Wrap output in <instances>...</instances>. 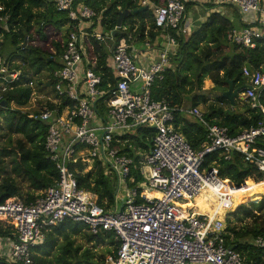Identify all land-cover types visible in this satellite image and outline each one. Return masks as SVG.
Segmentation results:
<instances>
[{
	"label": "built area",
	"instance_id": "built-area-1",
	"mask_svg": "<svg viewBox=\"0 0 264 264\" xmlns=\"http://www.w3.org/2000/svg\"><path fill=\"white\" fill-rule=\"evenodd\" d=\"M52 1L57 12L67 14L73 28L63 42L61 68L52 74L56 95L48 102L56 108L31 117L48 125L45 151L58 178L30 203L13 198L0 204V224L10 225L14 231L10 237L0 238L1 257L15 264H36L33 248L45 242L53 227L72 221L85 225L95 236L115 235L118 248L107 255L105 264H247L227 240L224 220L199 214L196 205L198 197L212 196L207 202H213L227 218L234 209V191L244 187L222 179L215 167L204 168L209 154L220 152L230 161L238 153L264 177V148L258 144L264 139V71L243 68L248 85L242 95L263 120L237 135H231L228 127L211 124L198 106L155 100L151 89L163 80L179 47L170 31L184 36L190 33L188 6L211 4L212 12L224 14L223 8L237 12L241 24L228 31L227 41L255 49L257 41L264 42V0H133L151 9L156 29L166 35H162L160 48L145 44L159 53L156 62L145 64L131 45L110 48L115 37L109 34L107 64L114 82L106 90L104 76L95 71L98 58H89L87 53L89 41H108L96 31L103 30L97 14L85 4H76L77 0ZM91 27L95 28L88 30ZM22 74L0 54V108H7L3 94ZM34 85L32 81L25 84ZM177 115L194 117L206 129L200 152L175 126ZM140 127L155 130L151 149L143 158L136 150L132 157L122 154L116 145L121 142L119 137ZM97 163L116 188L115 203L109 209L99 205L97 195L81 188L77 179L79 174L95 172ZM134 169H139L141 183L135 184ZM153 193L158 196L152 197ZM118 194L124 200L122 207ZM250 244L264 250V237L252 238Z\"/></svg>",
	"mask_w": 264,
	"mask_h": 264
},
{
	"label": "trees",
	"instance_id": "trees-1",
	"mask_svg": "<svg viewBox=\"0 0 264 264\" xmlns=\"http://www.w3.org/2000/svg\"><path fill=\"white\" fill-rule=\"evenodd\" d=\"M76 4H85L92 9L98 16L96 21L100 22L99 27L109 34L117 28L120 13L124 11L131 13L124 19L121 33L114 38V49L122 45H131L135 40L137 42L144 40L148 35L152 41L159 35H166L156 29L151 9L138 12L143 7L133 0H77ZM0 7L3 8L0 10V37L3 38L0 42V54L13 69L19 70V65L13 64L16 58L21 59V64L28 68L20 81L15 82L11 86L12 89L3 94L8 103L7 108H0V139L6 140V143L0 146L2 156L0 204L13 198L30 203L36 199L37 193L55 184L58 171L45 151L48 125L31 117L32 114L39 115L46 109L53 110L56 106L47 101L39 110H31L28 107L36 85L43 84V80L39 78L43 72L47 74L46 82L52 86L56 84L52 74L61 68L59 58L64 50L63 41L67 39L73 26H69L66 13L56 11L52 0H0ZM205 7L213 9L211 4H206ZM234 13L239 20L238 13ZM67 25L63 41L51 40L47 49L36 43L23 46L26 39L28 42L31 41L35 30L40 36L39 42L42 40V44L45 45V41H49V36L45 32L47 27L60 31ZM235 27L239 25L234 24L225 14L212 12L198 29L187 36L174 31L168 32L177 40L179 47L176 54L170 58L171 64L165 70L163 80L153 84L152 97L159 101L166 100L173 106L197 107L201 103H207L208 94L216 93L215 100L220 107L211 105L209 112H206L207 120L211 124L228 127L231 135L257 126L263 120L262 114L251 109L247 101L243 102L246 109L240 112L236 109L238 101L233 105L222 98V94L229 89V82H233L235 87L248 85L243 75L244 67L264 71V42L257 41L255 49L230 44L226 38L227 33ZM94 28L88 30L92 31ZM33 41H36L35 38ZM87 47L88 57L98 58V68L95 71L104 76L103 90H106L108 83L114 82L111 68L107 64L108 49L106 50L104 45L96 40L89 41ZM36 78L40 81L35 83ZM205 78L214 83L215 87L212 90H203ZM31 81L35 83L33 87L25 86ZM261 102L264 106V92ZM12 105L16 106V109L12 108ZM25 108L27 110H22ZM175 126L195 151L202 150L207 135L203 126L198 122L192 123L181 115H177ZM138 129L143 139L140 146L148 153L155 130L145 127ZM119 139L125 142L130 137L128 134ZM258 144L264 148V139L259 140ZM116 145L122 154L133 156L134 150L128 148L130 142L126 146ZM7 156L12 157L11 165H6ZM96 166L97 170L93 173L77 175L79 186L97 195L99 205L109 209L115 203L116 188L107 178L102 165L97 163ZM212 167L217 168L222 179L230 180L237 186H241L247 180L244 187L239 189L244 194L248 195L252 188L253 192L261 190V194H264V177L256 174L252 166L244 163L240 154H233L230 161H225L220 152L209 154L205 157L204 168ZM80 169L83 167L80 166ZM132 176L135 184L143 181L139 169H134ZM23 185L28 187L27 196L24 194ZM226 223L229 233L227 240L242 253L246 263L264 264V250L250 244L249 240L264 237V198L258 205L240 206L236 212L228 215ZM13 233L12 226L0 224V238L10 237ZM78 237L86 244L92 245V248L85 249L82 244H77ZM107 243L114 250L97 254V248ZM118 245L119 242L113 233L95 236L88 232L85 225L66 221L53 227L47 234L45 242L33 248V258L36 264H105L106 254H113ZM0 264L15 263L8 262L0 256Z\"/></svg>",
	"mask_w": 264,
	"mask_h": 264
},
{
	"label": "rangeland",
	"instance_id": "rangeland-1",
	"mask_svg": "<svg viewBox=\"0 0 264 264\" xmlns=\"http://www.w3.org/2000/svg\"><path fill=\"white\" fill-rule=\"evenodd\" d=\"M189 9L191 11V13L188 16L190 20H194V17L195 16H197L196 17L197 19L200 18L195 23H193L194 21L189 22L190 24L192 23L193 29H195L196 26H200L201 25L200 21H203L204 22V19L208 17L209 13H212V11L209 10V7H205V10H204L202 7L199 8V7H197V5H192ZM188 12H189V10H188ZM221 12H225L224 14L228 18H230V20H232V22L234 24H236V25L239 24V20L236 17V14L232 10H229L227 8H223L221 10ZM148 27H150V23H148ZM67 28H68V25L65 28L63 27L60 31H57L53 27H47L45 32H47V34L49 36V41H45L46 42L45 45L42 44V40H41V42H39L40 36L38 35V33L35 30V32H33L31 41L29 40V42H27V44L32 45V43H36L37 45H41L42 47H44L45 49H47L49 47V45H50V41L51 40H57V41L62 40L63 41V38L66 35V29ZM96 31L101 32L103 35H105V37H107L108 41L105 44H103L104 45V48L107 50L108 49V47H107L108 42L111 40V38L109 37V32L106 31V30H104V29L103 30H96ZM190 33H191V31H190ZM33 38H35L36 41H33ZM134 38H136V37H134ZM2 40H3V38L0 37V42ZM135 42H136V40L133 42L134 45H135ZM131 46L134 47L132 44H131ZM144 46H145V44H144ZM138 47H143V43H139ZM145 49H147V46L145 47ZM147 50L149 51L148 52L149 56L152 57V55H154L153 53L155 52V50L153 48H151V49L149 48ZM14 61L15 62L13 64L19 65V71H21L23 73H25V72L28 71V68L25 67L23 64H21V62H22L21 59L16 58ZM32 72L34 73V70L33 69H32ZM46 77H47L46 72H43V74H41L39 76V78L41 79V81L43 80V84L40 85L38 83L36 85V89H35V91H34V93L32 95V99L30 101V107H28V109L30 108L31 110H39V109H41L46 104V102L48 101V98H54L55 97V95H56L55 89H54V87L52 85H50L48 82H46ZM39 78H36L35 83L39 80ZM214 87H215L214 83L209 78H205L204 84H203V88H210L209 90H212ZM208 97H209V99H213V101L216 103V100H215L216 99V93H210V94H208ZM236 101H238L237 102L238 106L236 107L237 111H239V110L244 111L246 109V106H244L245 104H243L242 100H236ZM40 102H43V104H40ZM216 104H218V103H216ZM210 105H212V103H210ZM12 108L16 109V106L12 105ZM201 108L202 109L203 108H206V106L204 107V105L201 104ZM23 110L25 111V110H27V108H25ZM186 118L190 122H192V123H197V121H196V119L194 117L187 116ZM138 130H139L138 128H135V129L131 130L129 132L130 139L126 140L125 142H122V140H121L120 144H122V146H126V144L128 142H130V146L128 148L129 149L136 150L137 151V154H139L143 158L144 156L147 155V152L143 151L142 148H141V146H140L141 143H143V139H142V136L139 134ZM5 143H6V140L5 139H0V146L3 145V144H5ZM0 158H2L1 155H0ZM5 162H6V165H11L12 157L7 156L5 158ZM251 180H253V182H256V180H254V179H251ZM23 189H24L25 196H27L26 195L27 194L26 191H29L28 190V187L23 185ZM259 192H253V188H252V190H250V192H248V195L250 197L248 195L244 194V192H242V198H244L242 200V202L240 204L236 205V208H234L230 213H227V214L229 215L231 213L236 212L238 210V208L240 206H242V205H246V206H251V204L252 205H254V204H257L258 205L261 202V199L264 198V194H261V190ZM117 201H118L119 207H122L124 205V200L122 199V197L120 196V194H118ZM183 204L184 203H180L179 205H183ZM202 214H204V213H202ZM224 216H222L221 218L224 220L225 224H227L226 223L227 222V218H225ZM77 244H82L85 249L86 248H92V245L86 244L85 241L83 239H81V237H78L77 238ZM109 250H114V248L111 247V246H109L108 243H107V244L101 245L99 248H97V254L100 255L102 253L108 252ZM106 255H109V254H106ZM0 256H2V255H0ZM105 260H106V258H105Z\"/></svg>",
	"mask_w": 264,
	"mask_h": 264
},
{
	"label": "crops",
	"instance_id": "crops-1",
	"mask_svg": "<svg viewBox=\"0 0 264 264\" xmlns=\"http://www.w3.org/2000/svg\"><path fill=\"white\" fill-rule=\"evenodd\" d=\"M206 5V4H205ZM205 5H197V7H199V8H203L204 10H205ZM191 7V6H190ZM189 7V8H190ZM191 13V11H190V9H189V12H188V14H187V22H186V24H187V27L189 28V30L191 31V33L192 32H194L196 29H198L206 20H207V18H205L204 19V22L203 21H200V23H201V25L200 26H196L195 27V29H193V27H192V23L190 24L189 22H192V21H194L193 23H195L197 20H199L200 18H196L197 16H195L194 17V20H190L189 19V14ZM209 15H210V13H209ZM208 15V16H209ZM240 20H239V26H240ZM148 35V34H147ZM163 36L162 35H159L158 37H156V39L155 40H153L152 41V39L150 38V36L148 35L147 37H146V39H142L141 41H136L135 42V45H134V43L132 44L134 47H133V49L139 54L138 56H139V59L141 60V62L142 63H145V64H148V63H153V62H156L157 61V59H158V52L155 50V52L153 53L154 55H152V57L151 56H149V54H148V50L147 49H149L148 47H147V49H145V47H146V45L144 46V44H146V43H151L153 46H155V45H157L158 46V48H160V45H161V42H163V40H164V37L162 38ZM134 42V41H133ZM157 42V43H156ZM139 43H143V47H138V45H139ZM109 47L110 48H114V42L112 41V43H109ZM176 54V53H175ZM210 88H203V90L204 91H208ZM210 97V96H209ZM209 97H208V95L206 96V99L208 100L207 101V103H201V104H203L204 105V107L206 106V108H201V104H199L198 105V107L199 108H201V110L203 111V112H209V107L211 106L210 105V103H212V105L213 106H215V107H220V105H218V104H216L214 101H213V99H209ZM242 102H245V100H243ZM208 104V105H207ZM190 106V105H189ZM186 107V106H185ZM240 112H242V110H239ZM242 192V191H241Z\"/></svg>",
	"mask_w": 264,
	"mask_h": 264
},
{
	"label": "water",
	"instance_id": "water-1",
	"mask_svg": "<svg viewBox=\"0 0 264 264\" xmlns=\"http://www.w3.org/2000/svg\"><path fill=\"white\" fill-rule=\"evenodd\" d=\"M146 10H147V8H143V9L139 10L138 12H143ZM129 14H131L129 11H124V12L120 13L117 28L111 33L112 37H116L117 35H119L121 33L120 30L122 28V23H123L125 17L128 16ZM27 42H28V39H26V41L23 45L24 47H26ZM51 61H53V58H51ZM245 88H246V85H243L241 87H235L233 82H229V89L222 94V98L228 100L233 105H235L236 100H242V101L245 100L244 96L242 95L243 90ZM6 105H7L6 101H4L2 106L6 107ZM149 148L151 149V145ZM242 185H245V183H243ZM238 188H240V186H238Z\"/></svg>",
	"mask_w": 264,
	"mask_h": 264
},
{
	"label": "bare ground",
	"instance_id": "bare-ground-1",
	"mask_svg": "<svg viewBox=\"0 0 264 264\" xmlns=\"http://www.w3.org/2000/svg\"><path fill=\"white\" fill-rule=\"evenodd\" d=\"M233 195H234V202H233L234 206L233 207L236 208V205L240 204L244 198H242V192L239 189L235 190ZM151 196L154 197V196H158V195L156 193H153ZM209 197H211L213 200L212 196H201V197L197 198L196 207L199 208L198 213L199 212H200L199 214L204 213V214L210 216L211 218H213L215 216H217L218 218H221L222 216H224L226 213L224 211H222L218 206H216L211 201L207 202V199Z\"/></svg>",
	"mask_w": 264,
	"mask_h": 264
}]
</instances>
